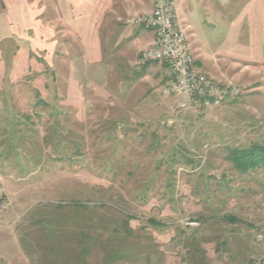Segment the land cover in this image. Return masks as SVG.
<instances>
[{
    "label": "rangeland",
    "instance_id": "1",
    "mask_svg": "<svg viewBox=\"0 0 264 264\" xmlns=\"http://www.w3.org/2000/svg\"><path fill=\"white\" fill-rule=\"evenodd\" d=\"M178 3L220 108L178 110L112 0H0V264H264V172L228 159L264 144V0Z\"/></svg>",
    "mask_w": 264,
    "mask_h": 264
},
{
    "label": "built area",
    "instance_id": "2",
    "mask_svg": "<svg viewBox=\"0 0 264 264\" xmlns=\"http://www.w3.org/2000/svg\"><path fill=\"white\" fill-rule=\"evenodd\" d=\"M150 13L140 15L135 24L155 33L152 46L143 54L144 63L164 64L166 85L163 94L176 99L177 109L186 111L220 108L238 95L236 84L219 85L195 68L185 31L178 22L176 0H153ZM3 197L0 193V203ZM3 206H0V215ZM264 236H259L263 240Z\"/></svg>",
    "mask_w": 264,
    "mask_h": 264
},
{
    "label": "crops",
    "instance_id": "3",
    "mask_svg": "<svg viewBox=\"0 0 264 264\" xmlns=\"http://www.w3.org/2000/svg\"><path fill=\"white\" fill-rule=\"evenodd\" d=\"M184 1V0H182ZM180 0H176V9H177V17H178V22L180 23V19H179V13L183 10V8L179 5ZM112 4H114L113 6H109L110 10L108 15L111 16V22L109 23V29L110 27H116L117 28V32L121 31L124 28H128L126 27V19L133 17V19L139 15H143L146 13H150L153 8H154V1L152 0H112ZM179 5V7H178ZM111 13V14H110ZM186 16V13H184ZM132 19V20H133ZM181 27L184 30L189 29V25L187 27H184L183 24H181ZM121 27V29L119 28ZM119 28V29H118ZM109 31V30H108ZM116 30H111L109 32H115ZM188 31V30H187ZM194 34H192L193 36ZM134 38V36H132V39ZM155 38V36H154ZM153 38V39H154ZM126 41H129L131 39V37H126L123 38ZM188 39H190L188 37ZM191 42H190V46H191ZM195 47V45H194ZM194 54L196 55L197 53V49L195 48V50L193 51Z\"/></svg>",
    "mask_w": 264,
    "mask_h": 264
},
{
    "label": "trees",
    "instance_id": "4",
    "mask_svg": "<svg viewBox=\"0 0 264 264\" xmlns=\"http://www.w3.org/2000/svg\"><path fill=\"white\" fill-rule=\"evenodd\" d=\"M228 159L234 168L241 174L262 170L264 172V144H254L248 148L235 149L229 152ZM229 221L236 220L233 216H227ZM155 225V224H154ZM82 264H85L82 262Z\"/></svg>",
    "mask_w": 264,
    "mask_h": 264
}]
</instances>
